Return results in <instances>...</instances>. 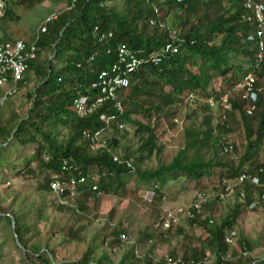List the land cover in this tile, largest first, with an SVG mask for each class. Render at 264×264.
Masks as SVG:
<instances>
[{"label":"trees","instance_id":"16d2710c","mask_svg":"<svg viewBox=\"0 0 264 264\" xmlns=\"http://www.w3.org/2000/svg\"><path fill=\"white\" fill-rule=\"evenodd\" d=\"M14 1H9L3 18L15 14L13 5L32 8L44 0ZM71 1L55 0L66 5ZM114 2L120 4L114 6ZM246 4V0H77L70 10L59 12L46 24V32L37 40L35 58L17 84V93L23 92L25 104L6 116L2 108L5 104L0 106V170L7 169L13 175L21 168L22 175L34 181L38 197L28 201L10 192L0 195V230L10 239L13 251L18 252L19 264H123L124 256L117 255L123 249L127 252L125 258L130 259L128 264H165L164 256H153L155 244L144 253L137 247L171 241L175 245L166 256L172 261L264 264V257L252 256L256 250H264V226L263 234L253 241L236 230L250 212L258 209L264 215V172H259L264 166V154L259 162L256 158L250 161L247 153L252 144L264 138V51L257 63L258 40L254 25L246 21L247 16H252ZM171 32H175L174 43L178 44L176 53L166 55L157 67L143 66L129 76L130 86L116 92V100L122 106L120 112H115L108 101L84 117L77 116L73 100L87 95L94 102L99 96L92 84L98 71L115 61L117 45L125 44L146 54L161 49ZM4 38L0 43L8 40ZM246 73L255 79V110L250 115L245 113L248 101L242 98L241 91L233 90ZM216 78L224 86L218 91H207ZM226 91L230 92L231 111L224 114L223 120L219 106L211 110L206 100L217 102ZM189 95L194 97L196 110L202 112L201 132L187 133L191 140H186L169 162L157 159L154 168H143L145 162L161 154L153 126L167 117L173 107L187 104ZM18 110L22 112L19 114ZM235 112L243 125L246 149L237 161L231 159V154H237L238 144L231 143L230 155L222 150L231 125L237 120ZM111 114L118 124L135 127L139 144L133 152L120 154L113 138L108 139L109 152L89 149L83 133L104 126L100 116ZM109 126L112 131H120L114 129V122ZM251 135H255V141L250 140ZM26 146H32L31 154L15 163L12 158ZM205 146L212 148L213 158L200 156L199 150ZM188 150H193L192 155ZM217 152L220 157L214 158ZM112 155L118 156L119 162ZM128 159L133 162L130 168L124 163ZM240 173L256 177L257 184L244 182L234 187L233 203L217 217L207 212L219 201L218 194L212 201L207 199L201 216L187 220L188 229L195 226L205 235L203 239L195 238V243L184 228L172 226L168 230L160 228L156 235L142 229L134 242L127 244L121 236L128 239L129 231L120 220L111 218L112 209L101 226H91L97 213L93 205L99 199L115 197L117 202L148 204L138 187L148 188L153 192L148 207L157 212L163 198L161 190L171 181L184 177L186 181L198 182L215 176L220 191L222 180L232 181ZM80 178L84 181L79 182ZM52 182L63 185V191L54 192L50 188ZM240 192L244 193L243 198L239 197ZM5 197L9 198L6 204ZM51 202L53 211L67 217L61 225L48 213L47 204ZM254 202L256 207L249 209ZM158 223L160 227L161 218ZM231 230L236 231L233 245L224 239ZM79 245L84 246L81 252L61 254Z\"/></svg>","mask_w":264,"mask_h":264},{"label":"rangeland","instance_id":"374dc122","mask_svg":"<svg viewBox=\"0 0 264 264\" xmlns=\"http://www.w3.org/2000/svg\"><path fill=\"white\" fill-rule=\"evenodd\" d=\"M17 0H15L13 3H16ZM114 6H117L118 2L113 3ZM23 6V7H22ZM57 7H62L60 5H57V2L55 0H44L40 5L33 6L32 8H27L24 5L19 4L13 5L11 7L14 15L8 17V18H2L0 19V39H5L4 36L7 37L8 40L11 39H22V40H29L34 35V31L36 30V27L41 22V20L45 17V15L49 12V14H54L55 11H59L60 9ZM47 14V15H49ZM161 18H164L163 15ZM152 21H149V24L152 26ZM175 33V32H174ZM257 43V42H256ZM264 46V42H263ZM264 51L260 50L258 43H257V51L255 53L257 59V63L261 60V55ZM248 73H246L240 81L236 84H241L244 77H246ZM264 84V81H263ZM222 86V82L219 81V79H213L211 80L207 91H211L213 89L217 90L220 89ZM28 89V88H27ZM25 92V91H24ZM185 100V99H184ZM20 104V105H19ZM25 104L23 101V92H18L15 96L9 98L8 101L5 102V106L2 107L3 111L5 112V116L11 114L14 112L17 108H21L20 106ZM196 105H194V102H187V104H181L177 105L172 108L170 114L167 117H163L159 122L158 125L153 126L155 134L157 136V143L161 145V154L159 158L152 157L150 159L149 163H144L142 165L143 168H154L157 164V159L161 162H169L173 156L176 155V153L182 149L185 146L186 140L190 141L191 137L186 136L187 133H195V132H201L202 126H201V116L202 112L200 110H195ZM19 114L22 112V110H18ZM138 120L141 122L142 119L140 116H136ZM237 120H235V124L231 125V131L230 136L226 138L231 143L238 144L239 147H237V156H241L244 150V139H243V129L242 124L239 117H235ZM153 125L156 123L152 121ZM112 129V128H111ZM109 129L107 131V137L113 138L116 141L117 150L118 152L124 153L126 150H130L133 152L135 148L138 146V138L134 135L135 127L124 124L123 129L120 131H112ZM255 138V135L252 136ZM253 140V139H252ZM242 143V144H240ZM210 144V143H209ZM208 144V145H209ZM32 146H26L20 148V153L18 155H15L12 160L16 162H20V159L23 157H28L31 154ZM255 149H257L256 158L261 159L262 155L264 154V138L260 139V142L255 146ZM193 150H188V154L192 155ZM199 154L203 159H210L213 158V150L211 147H203L199 150ZM215 157H220V153H215ZM223 161V159H222ZM224 162V161H223ZM133 165V162H132ZM21 167L20 165H18ZM19 171L15 174H10V172L7 169H1L0 170V195L3 196V192H10L14 193L13 196H17L22 199H28V201H31L33 199L38 198L36 196L34 187L35 183L33 180H27L25 175H22V169L18 168ZM134 176V175H133ZM132 176V177H133ZM228 181V180H227ZM186 181L184 177H181L179 179H176L175 181L169 182L165 187H163V198L158 205L157 212H154L151 210V207H148V204L152 202L151 194L153 197L152 189H144L143 187H138L142 192L139 194H142V199L145 200L148 204H134L127 201H121L117 202V199L115 197L109 198V199H99L98 201H95L93 205L94 212H97L94 215V222L91 223V226H101L103 223V219L106 218L109 213L108 210L112 209V216L111 218L116 221L120 220L124 226L127 227L129 231V236L127 240L124 242L127 244H132V239H134L138 232H140L142 229L149 230L153 235L160 230L158 220L162 217L163 212L165 210L168 211H175L178 208H186L192 204L194 201V198L197 193H202L204 196V201L201 205V208L203 205L207 203V199L213 200L212 198L222 192L223 190V184L221 181V190H217V179L216 177H211L209 179L203 178L201 181L194 182L192 181ZM129 188L133 189V184L129 185ZM233 195L234 191L230 194L228 198L225 200H219L214 203V205L211 206V209H209V212L212 214L213 217H217L219 215H223L227 209L228 206H230L233 203ZM145 196H147L145 198ZM150 199H147V198ZM9 198L5 197L4 203L6 204V201ZM52 202L47 206L48 213H50V216L55 218L58 224H63L65 222V219L67 217H64L58 212H55L51 209L50 205ZM210 207V206H209ZM53 211V212H51ZM207 210H204L206 212ZM158 216V217H156ZM201 216V213H200ZM96 219V220H95ZM177 227H182L186 230V232L189 233L191 237V242H196L195 238L203 239L205 235L203 232L199 229H196L194 226L193 229H188L187 220L185 219H179L176 225ZM263 226H264V215L258 211L256 214L251 213L247 214L243 221L240 224V227L237 230V232L247 236L250 241L255 240L259 237V235L263 234ZM6 229V228H5ZM7 230V229H6ZM3 230H0V264H19L18 263V252H14L12 249V244L10 239L7 240L3 235ZM235 231V230H234ZM236 232V231H235ZM228 235V234H227ZM226 235V236H227ZM225 236V237H226ZM225 239V238H224ZM131 240V241H130ZM153 240V238H152ZM171 244H167L164 242V244H159L157 242H151V243H144L141 244V246H136L139 250H141L142 253L145 252L146 249H148L149 245L155 244V248L153 249V256L160 257L168 254V251L171 249L172 246L175 245L174 241H171ZM176 242V241H175ZM180 242H183V240H180ZM235 243V242H234ZM233 243V244H234ZM232 244V245H233ZM140 247V248H139ZM84 249L83 245L79 246H72L70 249L61 251V254H65V256L70 255L73 250L76 252H81ZM107 250L106 248H104ZM125 249L119 251L117 255L120 257L124 256L123 264H128L130 259L125 258V255L127 252H125ZM108 259H109V253H107ZM253 257L255 258H263L264 257V250L259 249L256 250L253 254ZM118 256H115V260H118ZM135 257H138L135 255ZM117 264V263H116Z\"/></svg>","mask_w":264,"mask_h":264},{"label":"built area","instance_id":"2783aa9c","mask_svg":"<svg viewBox=\"0 0 264 264\" xmlns=\"http://www.w3.org/2000/svg\"><path fill=\"white\" fill-rule=\"evenodd\" d=\"M10 0H0V19L4 17L7 9V5ZM77 2V0H72L70 5L65 8V10H70L71 7ZM248 10H250L252 16H247L246 21L252 23L255 27V37L258 40V46L260 50H263L264 42V2H258L257 0H246ZM57 14H52L48 16L38 27L36 33L33 36V40L26 44L22 40H10L4 43H0V106H3L5 102L13 97L17 93V84L23 77L24 73L28 70V63L35 58L36 44L39 39V35L46 32V24L51 20L56 18ZM152 24V23H151ZM176 37L175 33L171 32L169 40L159 49L158 51H152L146 54H141V52L134 51L130 49L125 44H119L115 48V61L113 64L107 68L98 71L96 74L95 82L92 84L93 89L99 91V96L93 101L87 95H82L76 97L72 102V108L74 112L79 117H84L90 114L95 108L100 106L104 102L111 101L115 112L121 111V104L116 100V92L119 90H125L130 86L129 76L135 73L138 69L143 66L157 67L162 59L166 55H171L176 53L178 44L174 43ZM251 40V37H248ZM179 42V40L177 41ZM92 59V58H91ZM90 60V59H89ZM79 66V65H78ZM80 67V66H79ZM237 89L241 90L243 93V99L248 101L245 108V113L247 115L252 114L255 110L254 102L256 101V94L254 91V78L252 74H247L242 80L241 84L236 86ZM230 92L226 91L217 102L212 98H208L206 103L208 107L213 110L216 105L219 106L221 110V119L226 120L225 113L231 111L229 103ZM188 102H192L194 97L189 95L187 97ZM92 102V103H91ZM100 120L103 122L104 126L101 128L90 132H84L83 137L87 139L89 144V149L92 152L106 151L109 152L107 131L111 129L110 123H115L118 130L123 128L122 125L117 123V118L114 114L107 116H100ZM223 146V152L231 154V142L225 141ZM112 159L115 162H119V157L112 155ZM231 159L237 161L238 156L231 154ZM124 163L127 167H131L132 160H125ZM246 168V166H244ZM259 172H264V166L259 170ZM84 178H80L79 182H83ZM244 182H249L250 184H257V178L251 176L247 173H240L232 181L222 180L223 190L218 194L219 200H225L233 192L234 187H238ZM50 188L56 192L60 193L63 191V185L58 182H52ZM94 189V188H93ZM244 193L240 192L239 197L243 198ZM264 200V194L262 195ZM204 201V196L202 193H197L192 204L186 208H178L175 211L165 210L161 217L160 228L162 230H168L172 226L176 225L179 219H192L201 213V205ZM256 207L255 202L251 203L249 209ZM236 232L231 230L225 237V242L232 245L235 242ZM123 241L127 240L126 237L121 236ZM165 264H186L180 259L170 260L168 256L164 255ZM196 264L194 262H190Z\"/></svg>","mask_w":264,"mask_h":264},{"label":"crops","instance_id":"0c3cea01","mask_svg":"<svg viewBox=\"0 0 264 264\" xmlns=\"http://www.w3.org/2000/svg\"><path fill=\"white\" fill-rule=\"evenodd\" d=\"M57 5H60V6H62V7H57V8H59V9H62V8H64L65 7V3L63 2V3H59V2H57ZM47 14H49V12L47 13ZM45 15V17L41 20V22L48 16V15ZM40 22V23H41ZM39 23V24H40ZM165 24L164 23H161V26H164ZM195 108V110H196V107H194ZM217 109V107L215 108V110ZM234 115H235V117H238V114L235 112L234 113ZM213 123L215 124V121L213 120ZM242 124V123H241ZM243 126V125H242ZM253 126V127H252ZM252 126H250L252 129H251V131H253L254 130V127H255V123L253 122L252 123ZM242 129H243V127H242ZM252 136H254V135H251V139L250 140H252V141H255V138L254 137H252ZM258 142H260V139H258L257 140V142L256 143H254V144H252L253 146L251 147V148H249L248 149V157L249 158H251L250 159V161L251 160H253L254 158H256V155H254L255 153H257V149H255V146L258 144ZM245 147V146H244ZM246 149L244 148V150H243V152L245 151ZM246 152V151H245ZM262 158L261 159H259V158H256L257 159V161H261L262 159H263V155L261 156ZM162 191V190H161ZM162 194H163V192H162ZM147 196H145V198H146ZM151 197H152V194H151ZM147 199H150L149 197L147 198ZM144 202H145V200H144ZM147 203V202H146ZM258 208V207H257ZM257 211H255L254 213L256 214L257 212H258V209H256ZM259 210H260V207H259ZM250 214V213H249ZM131 241V240H130ZM131 242H134V239H132V241ZM172 243V242H171ZM115 259V258H114ZM115 263H116V261H115Z\"/></svg>","mask_w":264,"mask_h":264},{"label":"clouds","instance_id":"9594fccd","mask_svg":"<svg viewBox=\"0 0 264 264\" xmlns=\"http://www.w3.org/2000/svg\"><path fill=\"white\" fill-rule=\"evenodd\" d=\"M70 3H71V2H70ZM70 3H69V5H70ZM69 5H66V4H65V7H64V8L60 9L59 11H55V13L58 15L59 12H61V11H67V10H65V8L68 7ZM55 13H54V14H55ZM50 15H52V14H49L48 16H50ZM48 16H47V17H48ZM47 17H46V18H47ZM56 17H57V16H56ZM46 18H45V19H46ZM1 19H2V18H1ZM45 19H44V20H45ZM44 20H43V21H44ZM43 21H42V22H43ZM42 22H41V23H42ZM41 23H40V24H41ZM39 26H40V25H39ZM39 26H38V27H39ZM37 29H38V28H36L35 33H36ZM35 33H34V34H35ZM33 36H34V35H33ZM33 36H32V37H33ZM11 40H22V39H11ZM32 40H33V39L31 38V39H29V40H22V41H24L26 44H28V43H30ZM7 41H10V40H7ZM248 74H249V73H248ZM250 74H251V73H250ZM252 76H253V74H252ZM253 78H254V76H253ZM254 82H255V79H254ZM236 86H237V85H235V87L233 88V90H234V91H241V90L237 89ZM241 93H242V91H241ZM255 94H256V92H255ZM242 96H243V93H242ZM242 98H243V97H242ZM187 102H188V100H187ZM192 102H193V101H192ZM246 102H247V101H246ZM246 106H247V104H246ZM122 129H123V128H122ZM111 130H112V129H111ZM151 199H152V197H151Z\"/></svg>","mask_w":264,"mask_h":264},{"label":"water","instance_id":"95a60500","mask_svg":"<svg viewBox=\"0 0 264 264\" xmlns=\"http://www.w3.org/2000/svg\"><path fill=\"white\" fill-rule=\"evenodd\" d=\"M11 218V217H10ZM15 243L16 245L18 246V248L24 253V249L23 247L19 244L18 240H17V237H15Z\"/></svg>","mask_w":264,"mask_h":264}]
</instances>
